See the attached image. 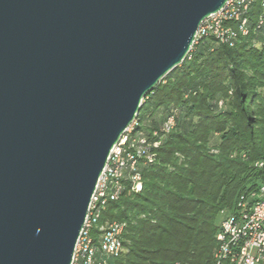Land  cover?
<instances>
[{"label":"water","instance_id":"water-1","mask_svg":"<svg viewBox=\"0 0 264 264\" xmlns=\"http://www.w3.org/2000/svg\"><path fill=\"white\" fill-rule=\"evenodd\" d=\"M227 0H0V264H69L110 149Z\"/></svg>","mask_w":264,"mask_h":264},{"label":"trees","instance_id":"trees-1","mask_svg":"<svg viewBox=\"0 0 264 264\" xmlns=\"http://www.w3.org/2000/svg\"><path fill=\"white\" fill-rule=\"evenodd\" d=\"M262 1L248 11L254 32L233 46L200 42L143 97L135 130L150 138L169 114L174 127L141 166L140 190L125 182L101 214L98 224L124 223L123 250L106 264H210L220 211L264 182Z\"/></svg>","mask_w":264,"mask_h":264},{"label":"built area","instance_id":"built-area-1","mask_svg":"<svg viewBox=\"0 0 264 264\" xmlns=\"http://www.w3.org/2000/svg\"><path fill=\"white\" fill-rule=\"evenodd\" d=\"M254 2L227 0L219 10L201 21L192 49L207 39L233 46L239 36L254 32L255 27L250 26L248 16ZM261 4L264 6V1ZM261 23L259 18L255 26ZM137 125L134 118L109 151L69 264H106L108 258L119 255L123 250L121 235L124 223L115 219L100 224L98 221L107 203L121 195L125 182L130 183L132 191L140 190V168L154 161V148L160 144V138L173 129L174 117L167 115L159 129L152 130L150 138L135 130ZM255 166L264 167V157L256 161ZM219 215L210 264H264V182L239 194L232 207L221 210Z\"/></svg>","mask_w":264,"mask_h":264},{"label":"rangeland","instance_id":"rangeland-1","mask_svg":"<svg viewBox=\"0 0 264 264\" xmlns=\"http://www.w3.org/2000/svg\"><path fill=\"white\" fill-rule=\"evenodd\" d=\"M161 115H162V114H161V111H160V112L157 113L156 116L158 117V119H160V118H161ZM219 219H220V215H218L217 223L219 222Z\"/></svg>","mask_w":264,"mask_h":264}]
</instances>
